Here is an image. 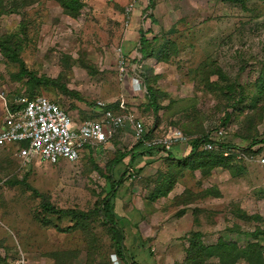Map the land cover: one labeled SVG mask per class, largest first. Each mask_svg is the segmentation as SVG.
Returning a JSON list of instances; mask_svg holds the SVG:
<instances>
[{
    "label": "rangeland",
    "instance_id": "rangeland-1",
    "mask_svg": "<svg viewBox=\"0 0 264 264\" xmlns=\"http://www.w3.org/2000/svg\"><path fill=\"white\" fill-rule=\"evenodd\" d=\"M78 1L68 11L58 0H0V92L42 94L76 123L99 119L102 102L151 139L171 129L213 139L222 128L220 143L264 157V0H143L132 14L131 0ZM12 56L62 88L19 75ZM135 145L124 127L74 163L21 167L14 144L1 152L0 264H264L259 160L181 145L128 169L146 150ZM123 173L110 200L118 240L99 210Z\"/></svg>",
    "mask_w": 264,
    "mask_h": 264
},
{
    "label": "built area",
    "instance_id": "built-area-1",
    "mask_svg": "<svg viewBox=\"0 0 264 264\" xmlns=\"http://www.w3.org/2000/svg\"><path fill=\"white\" fill-rule=\"evenodd\" d=\"M143 0H131L125 7L126 14H132L137 2ZM119 74H126L127 59L116 48ZM7 95L0 92V113L3 116L0 128V148L10 144L25 143L26 146L19 148L15 156L21 167L27 166L35 158H40L47 163L55 164L59 159H65L71 163L77 162L86 146H99L105 144L119 129L129 127L133 130L136 141H141L144 148H155L163 153L172 149L187 145L190 137L181 130L171 129L160 138L145 140L143 123L132 115L114 114L110 111L101 113L97 120H86L76 123L72 117L52 103L48 98L37 95L33 98L16 96L12 102V110L7 103ZM96 106L104 108L102 102ZM224 135L222 128L218 129L214 143ZM211 139V138H210ZM219 147L211 142H204V150H214ZM239 149L238 147H236ZM233 150V149H232ZM240 156L247 157L248 161L259 160L264 165V157L257 158L252 155L246 156L239 151ZM230 151L225 150L224 156Z\"/></svg>",
    "mask_w": 264,
    "mask_h": 264
},
{
    "label": "trees",
    "instance_id": "trees-1",
    "mask_svg": "<svg viewBox=\"0 0 264 264\" xmlns=\"http://www.w3.org/2000/svg\"><path fill=\"white\" fill-rule=\"evenodd\" d=\"M59 2V4H60V6H61V8L63 9V10H74V11H76V10H78V9H80V7H81V5H82V3L81 2H79L78 0H58ZM150 9H152V8H150ZM125 57V56H124ZM12 62H14V63H16V64H18L19 65V67H20V69H21V72L19 73V75H21V76H27L28 77V79L31 81V82H33V83H35L36 85H38V86H45V87H55V88H59V89H61L62 88V86L59 84V83H57L55 80H48V79H46V78H38V77H36V76H34V75H32L31 73H28V72H26V70H25V68H24V62L20 59V57L19 56H12ZM128 61V60H127ZM32 92V91H31ZM29 93V92H27V94H25V95H18V94H15V95H7V103H8V105H9V108L12 110V108H13V106H12V102H13V99H14V97H16V96H27V97H29V98H33L34 96H37V95H42V94H39V93H35V92H32V93ZM71 93V92H70ZM71 95L75 98V99H78V96L75 94V93H71ZM50 100V99H49ZM52 103H54L55 105H57L61 110H63L65 113H68L65 109H63L59 104H58V102L57 101H55V100H50ZM96 107V109H95V111H97L100 115H101V113H103L104 111H110V112H112V113H114V114H117L114 110H112L111 108H110V106H106V107H104V108H102V109H100L98 106H95ZM1 117V124H0V128H1V126H2V121H3V116L1 115L0 116ZM72 120H73V118H72ZM82 121H86V120H82ZM121 129H119V130H117V132L110 138V139H113L117 134H118V132L120 131ZM188 137H190V136H188ZM109 139V140H110ZM144 139L145 140H150L151 138H149V137H144ZM108 140V141H109ZM107 141V142H108ZM106 142V143H107ZM204 142H211V143H213V144H216V145H218L219 147H217L215 150H217V152L218 153H220V154H223V152L225 151V150H227V151H230V153H229V155H227L228 157H227V159H234L236 156H237V154H238V152H236V151H239L240 153H242V154H244V155H246V156H249V155H252V157L253 158H255V156H256V152H252V150H250V149H247V148H243V147H238L239 149H237L236 147L237 146H233V145H231V144H223V143H220V142H216V143H214V141L212 140V139H210L209 137H207V136H205V137H202V138H191L190 137V139H189V141H188V143H187V145H190V147H191V155H193L195 152H197L198 151V149H200L201 148V150L203 149L202 148V145L204 144ZM135 143H136V145L135 146H142V142L141 141H136L135 140ZM258 142H253L252 143V145H256ZM259 143H262V141H260ZM13 144H10V145H7V146H5V147H2V148H0V153L1 152H3L7 147L10 149L11 147H13L12 146ZM16 147L15 148H11V149H14V153H16L18 150H19V148H22V147H25L26 146V144L25 143H21V144H14ZM104 145V144H103ZM103 145H99L100 147L101 146H103ZM89 148V150H87L86 148ZM96 146H86V148H85V150L81 153V156L80 157H82L83 156V153L85 152V151H89V153H91V149L92 148H95ZM136 148V147H135ZM248 148H250V146H248ZM142 149H146L145 151H141L139 154H130L131 156H130V165H129V167H128V169L129 168H131L132 166H133V164H134V162L135 161H137V159H139V158H137V157H139L141 154L142 155H144V154H149V155H152L154 152H158V150H156L155 148H142ZM233 149V150H232ZM202 151H204V149L202 150ZM1 155V154H0ZM167 155H170V152L169 153H167ZM235 156V157H234ZM224 157V156H223ZM234 157V158H233ZM237 158V157H236ZM120 163V160H115L114 161V165H117V164H119ZM19 164V163H18ZM20 165V164H19ZM125 172H126V170H125ZM124 177H125V174L123 173V174H121L120 175V177H119V179L117 180V181H114V186L111 188V190L104 196V198L102 199V201H101V206H100V216L104 219V221L106 222V223H108L109 225H110V231L113 233V234H115L116 235V237L118 238V240H120V237H121V233H120V228H119V226H118V224H117V221L119 220H116L115 218V215L113 214V212H112V210H113V204L112 203H110V200H111V198H113L114 196H115V188L117 187V186H119L120 185V183H121V181L124 179ZM23 184L28 188V189H30L32 192H34L35 194H37V191L36 190H33L25 181L23 182ZM39 197L42 199V206H43V209H44V211L45 212H47V213H54V214H56V213H58V211L57 210H55L53 207H51L48 203H46V201H45V197L43 196V195H39Z\"/></svg>",
    "mask_w": 264,
    "mask_h": 264
},
{
    "label": "crops",
    "instance_id": "crops-1",
    "mask_svg": "<svg viewBox=\"0 0 264 264\" xmlns=\"http://www.w3.org/2000/svg\"><path fill=\"white\" fill-rule=\"evenodd\" d=\"M157 1V0H156ZM151 10V9H150ZM16 157V156H15ZM17 159V158H16ZM18 161V160H17Z\"/></svg>",
    "mask_w": 264,
    "mask_h": 264
},
{
    "label": "clouds",
    "instance_id": "clouds-1",
    "mask_svg": "<svg viewBox=\"0 0 264 264\" xmlns=\"http://www.w3.org/2000/svg\"><path fill=\"white\" fill-rule=\"evenodd\" d=\"M169 153V152H168ZM166 155H167V153H166Z\"/></svg>",
    "mask_w": 264,
    "mask_h": 264
}]
</instances>
